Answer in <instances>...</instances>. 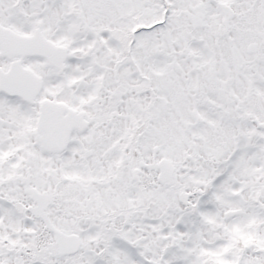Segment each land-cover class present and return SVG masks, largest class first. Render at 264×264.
<instances>
[{"label":"snow or ice","instance_id":"6c2138e0","mask_svg":"<svg viewBox=\"0 0 264 264\" xmlns=\"http://www.w3.org/2000/svg\"><path fill=\"white\" fill-rule=\"evenodd\" d=\"M0 264H264V0H0Z\"/></svg>","mask_w":264,"mask_h":264}]
</instances>
